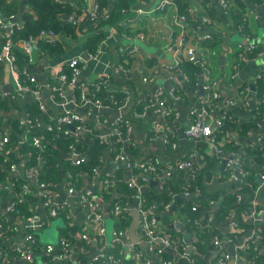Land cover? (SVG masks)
<instances>
[{
    "label": "crops",
    "instance_id": "1",
    "mask_svg": "<svg viewBox=\"0 0 264 264\" xmlns=\"http://www.w3.org/2000/svg\"><path fill=\"white\" fill-rule=\"evenodd\" d=\"M6 1L13 2V0ZM57 1L68 3L73 8V12L63 14L62 19L74 14L82 21L87 7L94 0ZM95 1L107 11L112 9L115 2V0ZM204 1L182 0L180 3L171 0V3L161 10L158 8L160 0H145L144 3L141 0H130V8L125 11L122 29L115 24L100 26L106 35L96 54L87 52L84 47L96 30L85 32L77 30L74 35L67 32L59 33L56 39L60 41L62 53L55 57L42 55L39 43L34 44L31 57L21 70L22 80L30 88L24 93H20L17 89L12 64L4 61L0 65V135L10 137L13 156L18 158L20 165V170L16 174L9 168L6 170V175L0 174L1 211L4 212L15 200L17 182L25 178V162L31 155L26 146L31 144L32 138V129L30 130L26 120H31L35 131L42 134L45 130H50L51 126L56 127L54 118L59 114L65 112L78 114L81 117L79 124L88 129L82 132L78 130L80 142L85 141L87 137L99 139L96 136L98 133H106L114 124L128 120L131 125L129 136L135 149L133 152L125 149L130 159L136 162L141 157L158 158L163 166H174L178 161L185 159L192 148L188 139L181 137L180 129L183 128L184 132L185 128L194 122L195 110L214 91H217L220 99L215 104H211V101L207 103L210 109L207 118L209 129L215 127L217 118L226 116L234 126L230 128L229 139L225 136L219 138L222 145L231 139L239 143H257L264 126V110L263 112L260 110V105L264 108V0L258 2L244 0L245 19L248 22L246 28L244 24L236 25L230 10L225 13L215 0H212L215 13L211 14L206 9ZM16 2H19V8L12 22L21 26L24 23L27 7L23 6L22 0ZM136 3L151 5L152 8L136 10L134 9ZM236 5L234 6L237 7ZM177 14L184 15L185 20L176 22L174 16ZM203 15L212 18L211 25L202 21ZM213 35L219 39L216 45L202 44ZM182 37L186 38L185 46H195L200 60V63L193 62L197 65V72L194 79L190 80V85L189 78L179 68L181 60H188L187 53L179 50ZM249 44L256 45L260 51L255 56L248 54L252 51L240 56V47ZM121 47L124 48L123 52ZM18 49L22 51L21 47ZM74 58L81 59V71L74 87L71 88L61 79V72L65 69L64 64ZM24 71L28 73L27 76ZM107 75H110L109 79L100 86V81L107 78ZM179 75H182V79H179ZM28 76L35 77L36 81H30ZM178 83L184 95L182 94L180 100H175L171 96V88ZM49 85L62 87L63 95L55 93ZM82 93L86 98L82 97ZM232 100L235 104L227 106L226 102ZM161 102L165 107L176 111L177 115H172L169 120H163L159 113L160 107L164 106L160 105ZM158 122L170 128L171 135L168 141H165L161 132L154 131L153 126ZM66 128L69 132H74L71 128ZM65 130L55 129L57 135L61 131L66 134ZM89 151V145L84 147L81 157L88 156ZM59 153L57 200L70 204V216L48 220L43 199L34 195V191L26 196V199L29 202L30 214L34 213L41 219L46 217L47 222L43 231L38 232L40 239V235L56 222L54 239L52 241L41 239L42 243H56L61 237L69 238L72 256L77 258L86 250L92 249L95 242L90 238L87 241L79 238L82 228L87 225V209L72 204L78 196V191L68 190L72 176L69 169L74 159L66 143L61 146ZM196 153L194 159L196 171L201 172L207 165L210 166V158L215 156L214 150L208 146L205 152ZM249 165L257 175L264 167V164L262 167L259 166L253 156L250 157ZM227 172L226 162L221 161L205 173L203 189L193 195L197 198L193 204L198 207L195 211L198 216L193 219L184 207L185 199H193V197L183 196L180 188L178 191H174L172 186L167 189L168 202L161 210L155 212L158 217L155 233L158 238L156 245L159 246L166 238L175 239L176 249L164 250V252L168 250L171 254L168 259L173 264H198L195 254L199 252L204 259L203 264H216V258L220 254L219 249L214 247L202 253L196 241L210 242L215 237L224 239L227 236H232L233 240L224 245V250L234 256L228 264H264V185L258 187L251 210L243 214V219L251 227L245 230L238 223L236 228L233 225L234 208L229 207V212L217 215L220 204L225 200V194L240 182L232 181ZM101 173L109 175L108 180L113 188L112 198L106 203L104 210V223L107 229L108 223L112 225L113 230L116 219L109 213V207L122 195L121 185L127 184L126 180L130 172L127 162L116 160L107 149L103 162L99 165V174ZM188 175V171L175 170L173 177L180 179L189 177ZM98 176L84 174L83 185L76 186L82 189L92 187L97 190L96 188L100 186ZM148 176L150 180L143 186V190L148 191L152 183H157L159 190L163 189L159 178L151 173ZM203 193L213 195L214 199L205 198L209 201L202 204L203 200L199 198ZM6 225L7 231L4 232V237H2L3 232L0 233V245L2 244L0 249L5 247L11 251L10 260L6 261L0 250V264H55L49 262L44 254L37 255L32 262H29L19 258L14 252L18 246H24L29 230L27 216L9 214ZM191 225L195 228L193 229ZM201 234L204 235L203 238ZM136 235L139 237L138 241L134 243L128 235L121 247V264H134L133 244L143 238L138 226ZM229 247H232L234 252ZM143 248L149 252L148 247ZM180 252L185 255L181 256ZM158 262V257H152V264Z\"/></svg>",
    "mask_w": 264,
    "mask_h": 264
},
{
    "label": "built area",
    "instance_id": "2",
    "mask_svg": "<svg viewBox=\"0 0 264 264\" xmlns=\"http://www.w3.org/2000/svg\"><path fill=\"white\" fill-rule=\"evenodd\" d=\"M142 3L145 0H141ZM171 3V0H160L158 8L163 10L167 4ZM219 5L222 7L225 13H228L230 10V3L228 0H219ZM90 15L92 20H96L99 17V4L96 1H92V3L87 7L86 14ZM4 18V17H3ZM184 15H175L174 19L176 22L185 20ZM7 19V18H5ZM69 19L76 23L77 17L73 15H69ZM202 21L212 24V18L209 15H203L201 17ZM9 22H4L2 19L0 21V26L5 29V31L1 34L3 38H5V43L1 46L0 49V62L8 61L12 64L14 68V75H15V82L17 89L20 93H24L30 90L29 86L25 84L22 80L21 70L16 64V57L14 55V49L16 47H21L22 52L30 59L32 46L36 43H39V40H47L49 38L55 39L59 36V33L54 31L53 29H42L38 32V34L30 36L25 39H21L19 41H15L13 39V31L15 27V23L12 22V19H7ZM112 35V33H111ZM124 37L128 36L123 34ZM186 38L182 37L179 42V50L185 51L188 55V60L191 62L200 63V60L197 57L196 48L193 45L185 46ZM240 56H244L246 53L250 51H254L256 49V45L249 44L247 46L240 47ZM121 51H124V48L121 47ZM81 59H72L67 61L64 67L70 69L71 73L68 74L66 71L63 70L61 72V79L63 82L68 85L69 87H74L76 83V78L81 71L80 66ZM25 75L27 76L28 73L24 71ZM29 77V76H28ZM107 78L100 81V86L109 79L110 75L106 76ZM30 81L35 82L36 79L33 76L29 77ZM50 86V85H49ZM55 93L63 95L64 89L62 87L57 86H50ZM171 96L175 100H180L182 98V94L179 92V88L177 86H173L171 88ZM82 97L86 98V95L82 93ZM219 100L220 94L217 91H214L207 99H205L200 107L195 110V120L194 122L185 128L184 135L191 143V151L188 154V157L178 161L174 166H163L158 158L149 159L146 157H141L138 161H132L128 156L126 150L128 147L134 146L130 136V123L128 120L118 122L114 124L111 129L106 133H98L96 136L103 142L109 145L108 150L112 152L111 148V137L114 135L117 141L123 143V150L122 151H114L113 155L116 160L126 161L128 166V171L130 172V176L126 180L127 185L143 188V186L147 185L150 176L155 175L156 178L165 179L173 177L175 170L177 171H188L189 177H194L196 171V163L194 161L197 155V148L196 143L199 141H203L205 139L208 142V146H210L214 150L215 156L219 157L221 161H225L227 165V169L229 171V178L234 182H241L243 176L249 174L247 169L243 167V156L245 154V147L242 143H236L238 145L237 149L226 152L221 144L220 140L217 138L216 128L223 126L225 122L226 116H222L216 119L215 127L210 130L208 126L207 118L210 114V109L207 103L212 100ZM159 104V103H158ZM235 104V101H227L226 105L230 106ZM161 106L164 105L163 102L160 103ZM159 113L161 114V118L163 120H169L172 115H177V112L172 110L171 108L163 106L160 107ZM56 120V127H50L49 129H63L64 127L65 133L71 134L74 138V142H78L80 140L78 135V130L80 132L85 131L87 129L81 122V117L78 114L65 112L61 113L54 118ZM27 125H29L30 130L35 131L33 127V122L31 120L25 121ZM121 123H125L126 130H121ZM71 128L73 133L69 132L66 128ZM262 133L257 138V143L264 146V126ZM154 131L161 132L164 137L165 141H168L171 135L170 128L167 125L162 124L161 122L156 123L153 126ZM88 131V129H87ZM12 141L8 135H0V156L4 157L5 161H10L11 155L13 154V146ZM44 142V137L42 135H32L31 143L35 146H42ZM74 142L71 144V155L73 156L72 163L73 165H81L83 162L84 157H81V152L76 150L74 146ZM126 149V150H125ZM9 169L12 173L16 174L20 170V165L16 162L10 163ZM140 169L141 172L137 173L136 170ZM25 179H33L36 182V187L33 190L34 195L38 196V198L43 199V205L46 208V217L48 220L53 218H59L65 216L66 218L69 217V209L70 204L67 202L58 201L57 198L59 196L58 192L47 191L45 188L47 187L46 181H41L38 179V165L31 166L29 168L25 167ZM94 176L99 175V166L93 169ZM107 179L109 175H106ZM262 182L259 183V188L264 185V173L260 172L258 175ZM163 188V185L161 186ZM30 189V185L25 182L21 184V189L15 191V200L7 207V209L3 212L0 209V233L3 234L4 237V228L8 220V215L12 214L17 205L26 199L25 193H27ZM258 189V188H257ZM69 192L78 191V196L72 202V204L76 207H83L87 209V225L82 228L80 232L79 238L82 241H87L88 238L95 242V246L92 249L86 250L84 253H81L77 258L72 256V247L71 241L69 238L61 237L56 243H42L40 237L38 236V232L43 231L44 225L47 222L46 217L41 219L39 216L35 215L34 213L27 216V225L29 230L27 231V235L25 238L24 246L17 247L14 251L16 255L24 259L26 261L32 262L37 255L44 254L47 256L49 262L55 264H121V247L125 243L127 238L129 226L126 229L122 228H115L108 232V229L104 223V210L102 209L103 199L100 195H97L92 187H88L86 189L78 188L76 184L70 179ZM199 191L196 189L194 191L186 190L183 192V196L185 197H193V195ZM257 191V190H256ZM139 203L137 210L140 214V220L138 224L139 231L142 234V239L140 241L144 242L145 245H141L140 242L133 244V249L135 252V262L134 264H152L151 259L152 257H158L159 262L158 264H173L171 260L166 259L163 257V253L165 249H176L175 246V239L174 238H166L161 246L156 245V241L158 240L156 235V229L158 226V217L155 213L154 206H148L147 201L144 197H138ZM241 199V195H237V200ZM52 201L55 203L52 204ZM114 203V207L112 211H109L110 214L116 219V223L119 221L121 215L125 213H130L132 205L134 203L126 202L120 203L116 201V199L112 202ZM71 204V206H72ZM51 206V208H49ZM49 208V210H47ZM193 211H197L198 207L196 204L192 206ZM263 211V210H262ZM233 221L234 227H238V220L236 212L233 211ZM62 215V216H61ZM190 220V219H189ZM131 223V222H130ZM6 232V231H5ZM232 236L224 237L221 239L219 237H215L213 242L215 246L219 249V256L216 260V264H228V261L231 260L234 256L224 250V245L232 242ZM264 242V237H263ZM135 243V242H134ZM2 246V244L0 245ZM143 247H148V251H145ZM117 250L116 252H111L110 249ZM1 255L4 257L6 261L10 260V252L9 249L5 247H1ZM181 256H184L185 253L180 252ZM236 260V259H235ZM234 260V261H235ZM193 262V259L191 260Z\"/></svg>",
    "mask_w": 264,
    "mask_h": 264
},
{
    "label": "trees",
    "instance_id": "3",
    "mask_svg": "<svg viewBox=\"0 0 264 264\" xmlns=\"http://www.w3.org/2000/svg\"><path fill=\"white\" fill-rule=\"evenodd\" d=\"M16 1L17 0H13V2L8 3L6 0H0V21L2 19V16L7 19H12L17 14L19 2ZM177 1L181 3L182 0ZM215 1L216 4L219 5V0ZM228 1L231 4L230 14L233 20L235 21L236 25L244 24L245 28L248 27V22L245 19L246 4L244 0ZM258 1L259 0H251V2ZM22 3L23 6L27 7V11L24 15L23 25H15L14 27L12 35L15 41H19L21 39L36 35L42 29H53L57 33L67 32L73 35L76 34L77 30H81L82 32L88 30H96V33L91 36L84 45L87 52L91 54H96L98 52L101 41L106 35V33H104V31L100 29V26H102L103 24H115L119 28H121L122 23L125 20V11L129 10L130 8V0H115L112 9L108 11L105 10L104 7L102 8L101 5H99L100 14L96 20H92L90 15L87 14L84 16V19L82 21L76 20V23H73L69 19V17L66 19H62L63 14H70L73 12V8L68 3H62L57 0H22ZM232 3H234V5L237 4V7H235ZM204 5L211 14L215 13V8L213 6L212 0H205ZM4 31L5 29L3 27H0V49L1 46L5 43V38L1 36ZM218 41L219 39L217 38V36L213 35L212 38L203 41L202 44H207V46L216 45ZM59 42L60 41L56 38L39 40V46L42 55L46 57H55L60 55L62 53V50L60 48L61 45ZM259 51L260 48L256 46V49L248 54H250L251 56H255ZM14 55L16 57L17 66L20 70H22V68H24L23 66L29 61L28 57L22 51H20L18 47L14 49ZM1 64L2 62H0V65ZM179 68L185 74V76L189 78V82L190 80H192V78L197 72V65L189 60H181L179 63ZM64 71H66L68 74L71 73L70 69H68L67 67L64 69ZM190 84L191 82L189 83V85ZM177 86L179 88V92L184 95V91L181 89L179 83L177 84ZM216 102L217 100L214 99L210 103L215 104ZM260 106V110L261 112H263L264 108L262 107V105ZM233 124L234 123L231 120L225 118L223 126L216 128L217 138L219 139L220 137L225 136L227 139H229V132L231 131L230 128L231 126H234ZM120 126L121 130H126L125 123H121ZM62 128L64 127L62 126ZM35 134L42 135L44 137V142L42 143V146H35L32 143L26 146V148L29 149V151L31 152V155L29 159L26 160L25 167L29 168L31 166L38 165V179L47 182V187L45 188V190L59 192L57 187V181L59 179V152L61 146H63L64 143L67 144V149L70 148V150H72L71 144L74 142L73 136L67 133L64 134L63 131H61V133L57 135L55 129L45 130V132L42 134L37 133L36 131H31V135ZM111 142L112 154L114 153V151L118 152L123 150V143L117 141L114 135L111 137ZM236 143L239 142L231 139L228 143H225L223 145V148L226 152L235 150L238 147ZM241 143L246 149L242 160L244 169L252 171V168L249 165L251 156H253L257 164L262 167L264 164V146L258 143L255 144V142ZM88 145L90 146L89 155L84 157L82 164L72 165V167H70L69 169L72 174L70 179L78 187L83 185L82 176L84 174H87L89 176L92 175L93 169L103 162L104 153L109 148L108 144L101 141L100 139L95 138L89 139L87 137L85 141L74 142L76 150L80 152L84 147ZM207 147L208 142L205 139L196 143V148L199 152H205ZM127 151L133 152L135 151V149L133 147H128ZM210 161V166L207 165L201 172L194 171L195 176L193 178L184 177L176 179L174 177H171L160 179V183L163 185L162 190H159V188L157 187V183H152L148 191H145L138 187L123 184L121 185L122 195L116 198V201H119L120 203H135L138 197L141 196L146 199L148 206H157V209L155 210V212H157L158 209L161 210L164 204L168 202L169 198L166 191L171 186L173 187L174 191H178L180 188L181 192H184L186 190L194 191L196 189L202 190L204 185L203 178L205 173L210 170V167L217 165L219 162H221V159L217 156H214L210 158ZM12 162H19L18 158L13 156V154L11 155L9 162L5 161L3 156H0V174L2 176L6 175V170L9 168L10 163ZM260 170L261 172H264V167ZM136 172L139 173L141 172V170L137 169ZM227 175L229 176V171L227 172ZM258 175L254 174L253 171L252 173L249 172V174L243 176L242 181L239 182V184H235L231 189H229L228 192L225 194V200L220 204L217 210V215H224L227 211L229 212V207L234 208L237 215V219L240 221V226L245 230L249 229V227L251 226L243 219V214L251 210V205L255 198L256 190L259 187V182L257 180ZM25 182L30 185L29 191L25 193V196L28 197L31 192L35 189L37 183L34 182L33 179H19V181L17 182V190H20L21 184ZM96 189L97 190L95 193L97 195H100L103 199L102 209L105 210L106 203L109 202L112 198L113 188L112 184L109 183V180L107 179V176L104 173H101L100 186ZM238 194L241 195V199L239 201L237 200ZM211 197H213V195L210 196L206 193H203V195L199 199L203 200L202 204H206L209 201H206V199H214V197ZM196 199L197 198L193 197V199H185L184 201L185 210L188 214H190L192 219L198 216L197 214H195V211L192 210L193 203ZM54 203L55 202L52 201V204ZM113 207L114 203L110 205L109 211H112ZM49 208H51V206H49ZM49 208L47 210H49ZM30 213L31 212L29 202L27 199L19 203L17 205V208L13 212V214L17 216L22 214L24 216H28L31 215ZM130 222L131 214L129 212L125 213L121 215L119 221L115 224V228L126 229L130 225ZM6 227L7 225H5L4 232L7 231ZM191 227H193V229L195 228L194 225H191ZM203 236L204 235L201 234L202 238ZM196 243H198V249H201L200 251L202 253L206 249L210 250L211 248L216 247L213 241L203 243L201 241H196ZM110 251L116 252L117 250H112L111 248ZM163 256L164 258L168 259L171 257V254L168 250H166ZM195 257V259L198 260V264H203L204 259L200 252L195 254ZM217 259L218 257L216 258V260Z\"/></svg>",
    "mask_w": 264,
    "mask_h": 264
},
{
    "label": "water",
    "instance_id": "4",
    "mask_svg": "<svg viewBox=\"0 0 264 264\" xmlns=\"http://www.w3.org/2000/svg\"><path fill=\"white\" fill-rule=\"evenodd\" d=\"M151 8H152L151 5H143L142 3H136L134 5V9H136V10H138V9H148L149 10ZM2 20L4 22H9L5 18H2ZM179 79H182V75H179ZM73 128L74 127H72V129ZM180 135H181V137H185L184 132H183V128L180 129ZM257 180H258L259 183L262 182V179L259 176H257ZM138 203H139V199H137L135 201V203L132 205V208H131V211H130L131 223H130V226H129V229H128V234H129V237H130L131 241H133V242H136V241L139 240V237L136 235V228H137V226L139 224V220H140V214H139V212L137 210ZM107 215H108V213L105 214V216H107ZM139 242H140L141 245H145L144 242H142V241H139ZM229 248L232 250V252H234L232 247H229Z\"/></svg>",
    "mask_w": 264,
    "mask_h": 264
},
{
    "label": "rangeland",
    "instance_id": "5",
    "mask_svg": "<svg viewBox=\"0 0 264 264\" xmlns=\"http://www.w3.org/2000/svg\"><path fill=\"white\" fill-rule=\"evenodd\" d=\"M55 226H56V222H54L52 224V227L48 228V230H46V232L44 234L42 233L40 235L42 241H50V240L52 241L54 239V235L56 233ZM108 229H109L108 232L111 233V231H112V225H110L109 223H108Z\"/></svg>",
    "mask_w": 264,
    "mask_h": 264
}]
</instances>
